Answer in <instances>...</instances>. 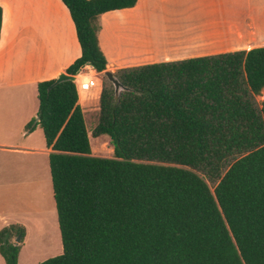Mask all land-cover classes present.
Masks as SVG:
<instances>
[{
  "label": "trees",
  "instance_id": "trees-1",
  "mask_svg": "<svg viewBox=\"0 0 264 264\" xmlns=\"http://www.w3.org/2000/svg\"><path fill=\"white\" fill-rule=\"evenodd\" d=\"M80 56L100 73L99 15L137 0H61ZM2 8L0 6V29ZM105 75L92 137L74 81L37 82L62 252L39 264H264V46L146 63ZM117 89H120L117 91ZM38 121H35V119ZM25 227L0 229V255L17 264Z\"/></svg>",
  "mask_w": 264,
  "mask_h": 264
},
{
  "label": "rangeland",
  "instance_id": "rangeland-1",
  "mask_svg": "<svg viewBox=\"0 0 264 264\" xmlns=\"http://www.w3.org/2000/svg\"><path fill=\"white\" fill-rule=\"evenodd\" d=\"M262 3L264 0H256L255 6L260 7ZM211 7L217 8L204 0H167L160 11L155 12L156 18L146 16L145 20L139 14L140 11H112L104 17L108 20L106 28L111 37L102 39L103 45L110 57L119 56L127 49H136L138 52L143 50L144 57L152 59L164 53L179 55L198 48L211 49L215 45L185 43L190 37L199 38L214 28L213 22L209 20ZM101 22L98 19L97 24L102 25ZM254 30L256 35V28ZM257 31L258 35H262L264 28ZM108 41L112 43L110 46ZM85 71L89 72V69ZM91 74L94 75V72ZM104 76V71L96 75L100 79V89ZM31 91V86H3L0 89V228L12 223L25 227L23 238L17 240L18 236L15 235L11 238L20 247L17 264H39L62 252L47 158L42 153L25 154L10 148V144L23 142V118L18 111L9 109L6 97H11L13 101L26 100L28 107ZM90 93V102L83 105L82 112L91 154L110 158L113 156V147L109 137L91 135L97 123L99 106L98 101L93 103L95 94ZM263 97L264 89L255 96L258 104ZM38 128L26 141L34 148H38L43 140L41 127ZM0 264H5L1 255Z\"/></svg>",
  "mask_w": 264,
  "mask_h": 264
},
{
  "label": "crops",
  "instance_id": "crops-1",
  "mask_svg": "<svg viewBox=\"0 0 264 264\" xmlns=\"http://www.w3.org/2000/svg\"><path fill=\"white\" fill-rule=\"evenodd\" d=\"M166 1L137 0L131 8L112 11L130 9L131 11H140L139 14L143 20L146 16L156 18L155 12H159L162 4ZM204 1L208 2L210 6H217L216 9L211 7L212 11L209 10L211 13L209 20L213 22L214 28L208 32L205 30L206 32L200 35L199 38L191 39L190 37V40H185V43H197L198 46L213 44L215 46L211 49L198 48L196 51H187L179 55L164 53L163 56L157 59L145 58L142 53L143 50L138 52L136 49H127L119 56L112 55L110 57L106 52L102 39L105 40L111 37L106 28L108 20L104 17L110 15L112 11L99 15L98 19H101L102 25L98 24V44L107 60L104 72L113 73L119 68L146 63L180 60L264 46V31L262 35L260 33L258 35L257 31L264 28V3L258 7L255 6L256 0ZM0 6L2 8L0 89L3 86L32 87L28 107L26 100L13 101L11 97H6L8 98L9 109L12 108L18 111L23 118L21 121L23 142L15 145L10 144V148L25 154L42 153L48 161V153L51 149L46 146L44 136L38 148L31 147L26 142L30 136L39 130L38 127L40 126L37 124L34 130L27 134L24 132V126L36 116L38 110L37 82L53 79L59 72H65V69L80 56V46L75 27L68 9L61 0H0ZM254 28H256V35ZM108 43L109 46L112 44L110 41ZM85 69H89V72H86ZM92 71L94 75L91 74ZM98 74L91 65H85L78 74L74 75L75 85L77 86L86 78L96 77ZM96 79L98 82L100 81L98 77ZM100 90L99 87V89L92 91V94H95L93 103L98 101ZM77 94V102L83 109V105L90 102L89 93L80 90L77 91ZM11 102H13L12 106ZM35 121L37 120L35 119Z\"/></svg>",
  "mask_w": 264,
  "mask_h": 264
},
{
  "label": "built area",
  "instance_id": "built-area-1",
  "mask_svg": "<svg viewBox=\"0 0 264 264\" xmlns=\"http://www.w3.org/2000/svg\"><path fill=\"white\" fill-rule=\"evenodd\" d=\"M100 84L96 77L86 78L83 82L79 83L76 86L77 91H84L86 93H90L93 90L99 89Z\"/></svg>",
  "mask_w": 264,
  "mask_h": 264
},
{
  "label": "water",
  "instance_id": "water-1",
  "mask_svg": "<svg viewBox=\"0 0 264 264\" xmlns=\"http://www.w3.org/2000/svg\"><path fill=\"white\" fill-rule=\"evenodd\" d=\"M105 75L108 77L109 80H111L113 82V84L117 87L118 86V83L116 80H114V78L112 77V73L111 72H108L106 71L105 72ZM64 80H71V81H74L75 80V77L74 75H69L65 72H59L56 77L54 78V82L52 85H55L61 81H64ZM36 120L38 121V119L36 118ZM17 240H19V236L17 237Z\"/></svg>",
  "mask_w": 264,
  "mask_h": 264
}]
</instances>
